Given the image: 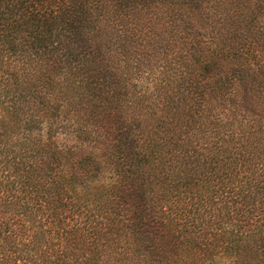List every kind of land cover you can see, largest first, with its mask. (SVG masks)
<instances>
[{"label":"trees","instance_id":"obj_1","mask_svg":"<svg viewBox=\"0 0 264 264\" xmlns=\"http://www.w3.org/2000/svg\"><path fill=\"white\" fill-rule=\"evenodd\" d=\"M0 264H264V0H0Z\"/></svg>","mask_w":264,"mask_h":264}]
</instances>
